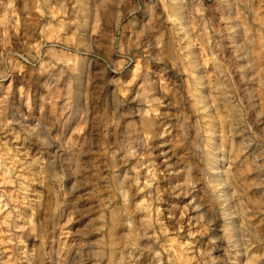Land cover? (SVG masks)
<instances>
[{"label": "rangeland", "instance_id": "374dc122", "mask_svg": "<svg viewBox=\"0 0 264 264\" xmlns=\"http://www.w3.org/2000/svg\"><path fill=\"white\" fill-rule=\"evenodd\" d=\"M0 264H264V0H0Z\"/></svg>", "mask_w": 264, "mask_h": 264}]
</instances>
